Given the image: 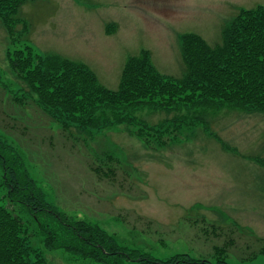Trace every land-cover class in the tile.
I'll return each mask as SVG.
<instances>
[{
  "label": "rangeland",
  "instance_id": "obj_1",
  "mask_svg": "<svg viewBox=\"0 0 264 264\" xmlns=\"http://www.w3.org/2000/svg\"><path fill=\"white\" fill-rule=\"evenodd\" d=\"M258 5L264 0H29L19 14L29 34L19 40L40 54L86 64L100 83L116 90L130 56L148 50L159 73L178 78L184 69L180 35L195 33L214 45L239 8ZM12 47L23 45H10L0 24V84L7 95L25 89L6 62ZM4 94L0 139L23 159L28 176L59 213L94 224L119 247L157 260L184 253L264 264V113L210 111V133L196 125L163 148L146 149L120 125L98 132L93 141L72 138L33 103L15 105ZM136 115L150 125L173 116L149 110ZM105 151H115L119 162L112 163V176H97L90 167ZM2 178L0 169V205L21 217L30 246L48 264H94L71 252H47L40 227L21 202L6 198ZM42 222L54 225L50 218ZM61 239L79 246L68 233Z\"/></svg>",
  "mask_w": 264,
  "mask_h": 264
},
{
  "label": "trees",
  "instance_id": "obj_2",
  "mask_svg": "<svg viewBox=\"0 0 264 264\" xmlns=\"http://www.w3.org/2000/svg\"><path fill=\"white\" fill-rule=\"evenodd\" d=\"M28 1L0 0V24L10 45H23L20 50L8 48L6 62L25 86L7 95L1 92L4 85L0 84V96L9 97L15 105L33 103L72 138L82 135V139L93 141L98 132L120 125L144 148L160 149L165 147L166 140L175 141L176 134L184 128L198 125L210 133L206 118L210 111L264 113L262 5L239 8L223 28L220 42L214 45L195 33L180 35L178 43L184 67L180 77L159 73L150 52L143 49L126 59L117 89L110 90L86 64L59 54H40L26 40H19L29 34V24L19 15ZM143 110L173 116L150 125L136 115ZM216 142L227 148L220 139L216 138ZM10 150L12 147L0 139V169L6 198L21 202L30 212L32 222L41 229L42 246L47 252H71L74 257L94 264H228L222 258L196 259L184 253L163 261L119 247L96 225L56 211L28 176L23 159ZM115 154L103 152L98 157L99 164L91 166V171L97 176H112ZM45 218H50L54 225H44ZM25 226L21 217L0 205V264H48L40 249L30 246ZM64 233L70 234L79 246L60 240Z\"/></svg>",
  "mask_w": 264,
  "mask_h": 264
}]
</instances>
